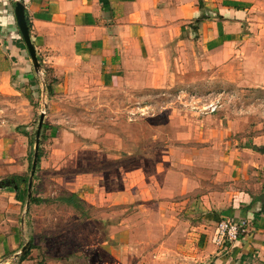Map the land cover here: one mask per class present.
Returning <instances> with one entry per match:
<instances>
[{
  "label": "rangeland",
  "instance_id": "obj_1",
  "mask_svg": "<svg viewBox=\"0 0 264 264\" xmlns=\"http://www.w3.org/2000/svg\"><path fill=\"white\" fill-rule=\"evenodd\" d=\"M184 64L188 71V59ZM45 75L51 95L43 85L34 93L0 94L2 221L17 227L16 254L30 241L24 260L6 255V264H199L175 251L180 235L165 240L167 249L159 247L163 240L154 236L159 230L142 228L148 223L144 216L158 225L157 210L140 202L162 189L157 186L162 167L191 171L200 195L217 177L216 184L227 188L231 179L224 177L223 152L249 147L259 153L264 146V92L220 76L212 82L199 74L191 79V72L147 90L65 87L45 66L38 73L41 84ZM41 112L46 127L40 131L42 156L32 192L45 201L29 202L26 210L22 189L16 194L6 188L12 175L29 176ZM164 186L167 197L172 190ZM68 192L81 198L83 210L54 199ZM12 205L18 206L14 212ZM127 221L136 224L128 236L115 228ZM180 221L189 222L184 215Z\"/></svg>",
  "mask_w": 264,
  "mask_h": 264
},
{
  "label": "crops",
  "instance_id": "obj_2",
  "mask_svg": "<svg viewBox=\"0 0 264 264\" xmlns=\"http://www.w3.org/2000/svg\"><path fill=\"white\" fill-rule=\"evenodd\" d=\"M15 1L0 0V94L34 93L42 85L16 22ZM25 16L37 57L65 87L147 90L191 72L264 92V0H26ZM180 154L190 161L186 149ZM223 156L229 186L222 188L214 176L212 189L201 195L191 171L158 169L157 186L172 191L164 197L158 188L140 202L158 216L157 226L144 216L142 228L159 230L154 236L160 235L163 250L165 240L182 236L175 251L195 263L264 264V154L236 147ZM182 215L189 222L182 224ZM2 218L0 206V264H6L20 239L17 227ZM222 218L251 222L249 233L224 249L214 243ZM135 225L115 228L128 236Z\"/></svg>",
  "mask_w": 264,
  "mask_h": 264
},
{
  "label": "water",
  "instance_id": "obj_3",
  "mask_svg": "<svg viewBox=\"0 0 264 264\" xmlns=\"http://www.w3.org/2000/svg\"><path fill=\"white\" fill-rule=\"evenodd\" d=\"M25 1L26 0H16L14 4V14L16 18V22L19 28V31L21 33L22 39L24 41V44L27 48V51L29 53V56L31 58L33 67L35 70L39 73L40 71V62L38 60L37 54L35 47L32 43L31 36H30V31L27 25V20L25 16ZM42 85L45 86V81L42 80ZM44 120V112H41L39 115L38 119V126L36 129V134H35V144H34V151H33V158L31 162V167H30V173L28 176V182H27V198H26V210L28 209L30 198L32 195V184H33V176L35 174L36 170V165L38 161V149H39V136H40V131L42 128ZM258 150L264 154V146L258 148ZM8 185L13 186L14 189H17V184L14 183V180L12 179L10 182H8ZM261 209L264 211V201L262 202ZM30 247V241H27L20 249V251L16 254L17 255H24L27 250Z\"/></svg>",
  "mask_w": 264,
  "mask_h": 264
},
{
  "label": "trees",
  "instance_id": "obj_4",
  "mask_svg": "<svg viewBox=\"0 0 264 264\" xmlns=\"http://www.w3.org/2000/svg\"><path fill=\"white\" fill-rule=\"evenodd\" d=\"M201 18L202 17H199V18L195 19L194 22L195 23L199 22ZM27 25H28V28L30 29V24H29L28 20H27ZM38 60L40 62V67H43L41 59L38 58ZM44 81H45L44 91H45L46 94L51 95L52 92H53L52 82L49 81V79L47 78L46 75L44 77ZM35 82H37V80ZM42 127L43 128L46 127V124L43 123ZM18 129H21V128H18ZM22 133H25V132L23 131ZM42 138H43V132L40 133L39 141H41ZM41 156H42V150L39 147V149H38V161H37V165H36L37 168H38V165L40 163ZM30 167H31V164L29 165V168ZM11 177L14 180V183L17 184V189L14 190L13 186H8L6 188V190L15 191L16 194H17L22 189V196H21V192H20L19 198H22V200H26V198H27L28 176L14 174ZM54 199L56 201L60 202V203H63V204H66V205H71V206H73L75 208H79L81 210L84 209V202H82L81 198H79V196L76 193H74V192H68L66 194L57 196ZM43 201H45V199H43L41 197L34 196L33 192H32V195H31V198H30V203H36L37 204V203H40V202H43ZM26 256H27V254L19 256V260H21V261L24 260L26 258Z\"/></svg>",
  "mask_w": 264,
  "mask_h": 264
},
{
  "label": "built area",
  "instance_id": "obj_5",
  "mask_svg": "<svg viewBox=\"0 0 264 264\" xmlns=\"http://www.w3.org/2000/svg\"><path fill=\"white\" fill-rule=\"evenodd\" d=\"M250 225L251 222L246 218L240 220L222 218L216 225L214 243L218 248L224 249L229 242L248 234Z\"/></svg>",
  "mask_w": 264,
  "mask_h": 264
}]
</instances>
